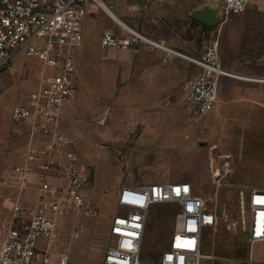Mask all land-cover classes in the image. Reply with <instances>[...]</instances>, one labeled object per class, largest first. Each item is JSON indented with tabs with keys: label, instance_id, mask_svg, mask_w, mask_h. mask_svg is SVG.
<instances>
[{
	"label": "rangeland",
	"instance_id": "rangeland-1",
	"mask_svg": "<svg viewBox=\"0 0 264 264\" xmlns=\"http://www.w3.org/2000/svg\"><path fill=\"white\" fill-rule=\"evenodd\" d=\"M103 1L124 21L122 10L128 9L153 38L170 34L188 39L194 49L184 52L187 55L200 56L214 40L225 67L253 77L264 73V12L258 8L204 26L190 16L191 11L206 3L222 5V0ZM128 3L136 7L127 8ZM98 9L84 22L85 39L77 52L78 93L65 105L61 119V127L75 138L74 151L90 172L89 208L72 210L59 234L43 244V249H53L51 264H58L65 251L73 264H103L120 187L178 180L193 183L218 213V225L204 236L203 252L247 259L251 247L245 233L226 228L228 221L243 220L240 188L221 180L220 173L215 177V168H230L233 176L243 169L254 172L255 141L247 140L242 150L234 134L233 155H223L219 134H206L199 125L202 118L190 115L182 94L183 82L194 78L199 67L180 56L165 62L164 52L147 46L101 48L102 34L117 25ZM41 69L40 62L20 54L12 70L0 73V180L23 158L24 138L15 131L12 108L28 96ZM12 193L0 183V194ZM177 212L172 203L150 209L141 252L144 262L151 263L167 247ZM253 254L263 259L264 244H255ZM204 263L223 264L218 259Z\"/></svg>",
	"mask_w": 264,
	"mask_h": 264
},
{
	"label": "built area",
	"instance_id": "built-area-1",
	"mask_svg": "<svg viewBox=\"0 0 264 264\" xmlns=\"http://www.w3.org/2000/svg\"><path fill=\"white\" fill-rule=\"evenodd\" d=\"M102 2L0 0V73L12 70L20 54L42 65L35 86L12 108L15 131L24 138V148L22 160L9 166L0 180L2 187L13 192L0 194V264H51L53 249H43V244L59 234L72 210L89 208L90 172L74 151L75 138L61 127V119L65 105L78 93L77 52L85 39L84 22ZM249 8L264 12V0H222L224 19ZM140 46L164 52L165 62L180 56L199 67L196 76L181 87L195 119L215 108L223 77L264 81L225 67L218 41L212 40L200 56H190L170 47L165 39H154L126 23H118L116 31L106 30L100 39L103 49ZM238 196L243 220L228 221L226 228L234 234L245 233L251 247L247 259L203 252L204 236L218 225L219 216L193 183L178 180L121 186L103 264H205L206 259L264 264V258L257 260L253 254L255 244H264V189H240ZM162 203L178 207L175 226L167 247L147 263L141 252L148 214ZM58 264H73L68 252L60 254Z\"/></svg>",
	"mask_w": 264,
	"mask_h": 264
},
{
	"label": "crops",
	"instance_id": "crops-1",
	"mask_svg": "<svg viewBox=\"0 0 264 264\" xmlns=\"http://www.w3.org/2000/svg\"><path fill=\"white\" fill-rule=\"evenodd\" d=\"M126 6L132 8L136 7V4L128 3ZM122 11L125 14L126 21H128L123 20L126 24L153 38V34L146 25L136 24L135 19L130 17L128 9ZM111 19L114 21L113 18ZM115 23L118 29V23ZM203 25L205 26V24ZM154 39L162 38L154 37ZM165 40L170 47L183 53L192 51L193 45L188 39L182 40L174 35L166 34ZM236 73L245 75L241 72ZM255 77L264 78V73L256 74ZM201 118L199 125L207 132L206 134H219L220 146L224 148L223 155L225 156L233 155L232 136L234 134H236L239 148H242V150H245L247 140H250L251 144L255 141L253 144L255 146V171L251 172L243 169L237 176H233L229 172L230 168H227L226 171L220 169L221 180L235 188L245 190L252 188L264 189V81L223 77L215 108ZM228 161L229 159H226L225 163H228ZM166 243H168V240Z\"/></svg>",
	"mask_w": 264,
	"mask_h": 264
},
{
	"label": "water",
	"instance_id": "water-1",
	"mask_svg": "<svg viewBox=\"0 0 264 264\" xmlns=\"http://www.w3.org/2000/svg\"><path fill=\"white\" fill-rule=\"evenodd\" d=\"M190 16L207 26H215L223 19L221 4L219 6H215L211 3L203 4L194 8Z\"/></svg>",
	"mask_w": 264,
	"mask_h": 264
},
{
	"label": "bare ground",
	"instance_id": "bare-ground-1",
	"mask_svg": "<svg viewBox=\"0 0 264 264\" xmlns=\"http://www.w3.org/2000/svg\"><path fill=\"white\" fill-rule=\"evenodd\" d=\"M108 6H109V5H108ZM108 6H107L106 3L102 2V6H101V8H102L103 10H105L106 13H107L111 18H113L115 22H117V23H125V22L123 21V19H122L121 17H119V15H117L115 12H113ZM216 169H217V170H216ZM215 170H216L215 177H219V176H217V175H218L219 172H220V168H219V167H216Z\"/></svg>",
	"mask_w": 264,
	"mask_h": 264
}]
</instances>
